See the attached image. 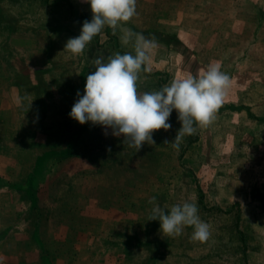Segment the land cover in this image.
<instances>
[{
	"label": "rangeland",
	"instance_id": "374dc122",
	"mask_svg": "<svg viewBox=\"0 0 264 264\" xmlns=\"http://www.w3.org/2000/svg\"><path fill=\"white\" fill-rule=\"evenodd\" d=\"M137 13L125 26L159 43L138 91L211 62L232 77L215 121L179 151L163 143L176 110L139 152L70 117L94 58L134 54L107 26L64 52L92 19L86 0H0V264H264V0H137ZM153 197L194 202L210 239L161 232Z\"/></svg>",
	"mask_w": 264,
	"mask_h": 264
},
{
	"label": "clouds",
	"instance_id": "9594fccd",
	"mask_svg": "<svg viewBox=\"0 0 264 264\" xmlns=\"http://www.w3.org/2000/svg\"><path fill=\"white\" fill-rule=\"evenodd\" d=\"M91 6L92 19L85 20L79 36L69 38L64 52L80 55L107 26L113 35L122 33L121 44L131 45L134 54L119 52L105 58L102 54L92 60L95 71L87 75L84 94L77 92L70 117L84 125L91 123L112 129L116 137L123 136L124 144L137 152L144 144L155 145L153 133L172 128L169 118L176 110L181 124L175 139L168 145L179 151L185 136L197 133L198 128L211 125L222 107L232 86V77L221 70L218 62H211L207 69L196 74L188 73L173 79L160 90L138 91L141 72H149L152 53L159 46L155 36H145L125 25L137 16V0H86ZM23 99L33 101L26 93ZM107 134V133H106ZM111 151V149H108ZM149 221H159L161 232L179 236L185 227L193 229L191 239L206 242L211 237V226L198 214L194 202H183L161 207L156 198Z\"/></svg>",
	"mask_w": 264,
	"mask_h": 264
},
{
	"label": "crops",
	"instance_id": "0c3cea01",
	"mask_svg": "<svg viewBox=\"0 0 264 264\" xmlns=\"http://www.w3.org/2000/svg\"><path fill=\"white\" fill-rule=\"evenodd\" d=\"M0 130H1V127H0ZM7 132H10L9 130ZM2 156H0V162L3 160V158H1ZM4 186L3 184L0 185V191H1V187ZM1 194V192H0ZM2 229H0V232H1Z\"/></svg>",
	"mask_w": 264,
	"mask_h": 264
},
{
	"label": "trees",
	"instance_id": "16d2710c",
	"mask_svg": "<svg viewBox=\"0 0 264 264\" xmlns=\"http://www.w3.org/2000/svg\"><path fill=\"white\" fill-rule=\"evenodd\" d=\"M108 30H110V29H108ZM111 34V33H110ZM162 87H159V89L158 90H160Z\"/></svg>",
	"mask_w": 264,
	"mask_h": 264
}]
</instances>
